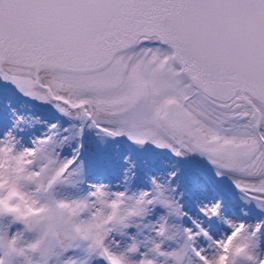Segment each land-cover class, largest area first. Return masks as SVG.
<instances>
[{
  "label": "snow or ice",
  "instance_id": "obj_1",
  "mask_svg": "<svg viewBox=\"0 0 264 264\" xmlns=\"http://www.w3.org/2000/svg\"><path fill=\"white\" fill-rule=\"evenodd\" d=\"M0 264H264V0H0Z\"/></svg>",
  "mask_w": 264,
  "mask_h": 264
}]
</instances>
